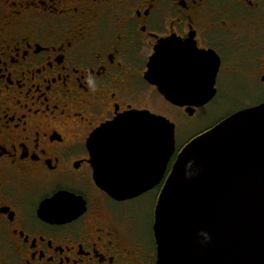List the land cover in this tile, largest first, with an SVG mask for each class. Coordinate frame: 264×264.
<instances>
[{
    "label": "flooded vegetation",
    "instance_id": "af4514ba",
    "mask_svg": "<svg viewBox=\"0 0 264 264\" xmlns=\"http://www.w3.org/2000/svg\"><path fill=\"white\" fill-rule=\"evenodd\" d=\"M161 44L174 60L161 77L185 95L213 85L207 104L176 106L148 80ZM0 57L12 69L0 77V112L19 114L28 85L48 93L53 109L34 115L26 136L7 118L0 124V264H149L129 206L148 194L157 206L191 141L264 104V0H0ZM220 96L229 111L176 142L149 192L120 201L96 184L90 143L99 129L134 112L159 115L161 102L194 119ZM115 141L105 138L101 153ZM156 255L157 247L153 264Z\"/></svg>",
    "mask_w": 264,
    "mask_h": 264
},
{
    "label": "water",
    "instance_id": "95a60500",
    "mask_svg": "<svg viewBox=\"0 0 264 264\" xmlns=\"http://www.w3.org/2000/svg\"><path fill=\"white\" fill-rule=\"evenodd\" d=\"M170 48L159 46L148 80L176 106L207 104L213 85L211 94L185 95L172 76L161 77L163 66L174 63L166 58ZM105 138L117 141L103 154ZM90 145L96 184L116 200H131L157 185V164L167 165L176 152V127L134 112L99 129ZM104 159L113 160L112 170ZM135 160L137 166L130 164ZM153 231L156 264H264V104L229 117L182 150L160 194Z\"/></svg>",
    "mask_w": 264,
    "mask_h": 264
},
{
    "label": "rangeland",
    "instance_id": "374dc122",
    "mask_svg": "<svg viewBox=\"0 0 264 264\" xmlns=\"http://www.w3.org/2000/svg\"><path fill=\"white\" fill-rule=\"evenodd\" d=\"M230 104L228 97L220 96L217 101L206 107L194 119L184 116L178 109L160 103L156 107L159 116L167 118L176 127V142L178 146L185 144L200 129V125L213 123L223 117L229 110ZM188 126H191L188 127ZM156 208V195L148 194L135 200L129 206V209L135 212V222L140 237L143 239L149 249L147 255V263L153 264L155 257V239H154V218Z\"/></svg>",
    "mask_w": 264,
    "mask_h": 264
},
{
    "label": "snow or ice",
    "instance_id": "6c2138e0",
    "mask_svg": "<svg viewBox=\"0 0 264 264\" xmlns=\"http://www.w3.org/2000/svg\"><path fill=\"white\" fill-rule=\"evenodd\" d=\"M191 53L192 55L198 57L205 55V53L203 52H195L194 50H192ZM5 69H7L9 72L12 71V69L9 68L8 65L3 62L2 57H0V77L5 75ZM34 83L39 84V81H34ZM24 92L27 94L26 99H18L15 102L17 107L21 109L19 114L13 111L11 106H7V109L5 111L0 112V124H4L5 118H7L15 124L16 128L20 129L21 134L26 136L29 131V124L31 121H33L34 115H38L42 110L53 111V109L48 107L51 97L48 95V93L44 92L43 90L28 85V87L24 89ZM0 103H3L2 99H0ZM41 104H43L44 106L43 109H41ZM33 105H35V108H33ZM5 126L7 125L5 124ZM22 143H27V140H22ZM36 146H40L38 141ZM13 147L18 148L19 145L14 144ZM64 195V193H61L60 196H57V200L63 198Z\"/></svg>",
    "mask_w": 264,
    "mask_h": 264
},
{
    "label": "clouds",
    "instance_id": "9594fccd",
    "mask_svg": "<svg viewBox=\"0 0 264 264\" xmlns=\"http://www.w3.org/2000/svg\"><path fill=\"white\" fill-rule=\"evenodd\" d=\"M87 83H88V86L91 88V89H95L96 87V83H95V80L92 76H88L87 78ZM188 167H191L192 166V162L190 161L187 165ZM206 236V238L210 239V237L207 236V234H203Z\"/></svg>",
    "mask_w": 264,
    "mask_h": 264
}]
</instances>
